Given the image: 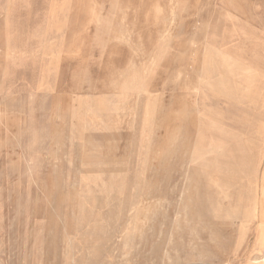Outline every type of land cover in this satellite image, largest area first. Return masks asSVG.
Here are the masks:
<instances>
[{"label": "bare ground", "instance_id": "bare-ground-1", "mask_svg": "<svg viewBox=\"0 0 264 264\" xmlns=\"http://www.w3.org/2000/svg\"><path fill=\"white\" fill-rule=\"evenodd\" d=\"M6 1V17H16L17 12L43 15L39 18L52 14L44 12L52 7V0ZM253 5L235 0L241 13L255 9L256 18L251 20L264 26L261 5ZM184 32L181 25L177 37ZM34 37L41 42V29ZM170 40L166 35L165 41ZM210 49L205 51L202 97L192 102L212 124L203 128L231 130L250 144L240 182L222 178L218 162L206 156L207 142L200 179L194 180L195 120L187 118L180 98L136 91L118 101L101 99L95 122L108 140L110 179L102 178L101 166L76 164L92 192L88 206H72L68 222L60 219L52 226L53 262L45 260L39 246L42 211L28 217L21 189L19 211L11 214L5 200L9 188L1 186L0 252L8 259H0V264H264V59L260 62L264 49L254 52L246 64L228 61L217 49ZM38 54L20 50L13 53V60L21 66ZM214 56H223L227 68L209 66L212 61L216 64ZM5 93L0 84V97ZM120 144L130 146L134 155L112 163ZM11 160L6 163L13 170ZM181 192L187 206H177ZM104 198L108 206H101ZM131 203L134 206H125Z\"/></svg>", "mask_w": 264, "mask_h": 264}, {"label": "rangeland", "instance_id": "rangeland-1", "mask_svg": "<svg viewBox=\"0 0 264 264\" xmlns=\"http://www.w3.org/2000/svg\"><path fill=\"white\" fill-rule=\"evenodd\" d=\"M164 1L175 6L194 2L195 7V0ZM87 4L88 10L94 9L92 3ZM58 9L61 15L79 17L39 18L20 12L6 17L0 9V84L6 91L0 97V187L12 189L11 193L5 190L11 214L19 211L21 189L28 217L37 209L42 211L39 246L49 262L54 261L52 226L60 219L67 223L72 206H88L92 192L76 164L101 166L102 178L111 176L112 171L106 169L108 140L95 122L101 99L118 101L125 93L136 91L180 98L187 118L195 120L194 180L200 179L207 142L206 156L218 162L226 182L237 184L246 172L250 144L231 130L203 128L212 124L192 101L202 97L208 46L228 61L245 64L254 52L264 49V32L244 29L238 20L215 24V19L169 18L164 16L167 13H159V18H96L82 16L99 14L92 11L65 13L64 3ZM178 14L196 13L191 9ZM211 21L210 27L217 29H208ZM181 25L185 32L177 37ZM39 29L41 42L34 37ZM166 35L171 36L169 42ZM20 50L39 54L19 66L13 53ZM220 58L214 56L216 64L212 61L209 66L226 69L224 57ZM130 105L129 101L127 110ZM111 110L109 106L108 112ZM19 143L21 149L7 154ZM116 150L112 163L134 155L125 144ZM10 160L15 163L13 170L6 163ZM128 169L131 172L130 163ZM180 205L187 206L183 200ZM101 206H108L105 198ZM8 242L12 243L13 237ZM60 255L64 258L65 250ZM0 259L7 261V254L0 252Z\"/></svg>", "mask_w": 264, "mask_h": 264}, {"label": "crops", "instance_id": "crops-1", "mask_svg": "<svg viewBox=\"0 0 264 264\" xmlns=\"http://www.w3.org/2000/svg\"><path fill=\"white\" fill-rule=\"evenodd\" d=\"M6 1V0H5ZM5 1H0V9L6 13ZM53 5L48 10V14L45 17L50 18H72L79 17L73 14H64L61 15L58 5L64 3L67 6V9L63 12L65 13H90L92 10L87 9V3L93 4V11L97 14H88L82 15L84 17H96V18H159V13H167L164 16L169 18H196V19H215V21H242L244 23L243 28L254 27L256 30H259L262 33L264 32V26H261L257 23L251 22L252 18H256L253 10L249 12L244 11L243 13L239 12L235 6V0H195L194 2H186L184 4H179L178 6L173 5L172 1L166 2L164 0H52ZM7 2V1H6ZM248 3L253 2V8L259 4L261 5L260 15L264 18V0H247ZM47 5V3L45 2ZM42 6V4H41ZM195 8V10H194ZM46 9V8H45ZM193 9L194 15H181L178 13L188 12ZM158 13V14H157ZM176 14V15H175ZM174 16V17H173ZM258 16V15H257ZM39 17H43L39 16ZM214 21V20H213ZM213 21L208 22V29H217L216 27H210L213 24ZM225 22V21H224ZM183 192L179 194V201H177V206H181L183 200Z\"/></svg>", "mask_w": 264, "mask_h": 264}]
</instances>
